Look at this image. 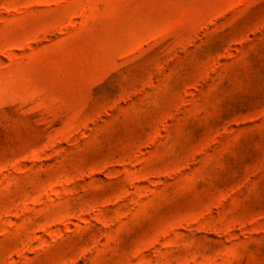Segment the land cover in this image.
I'll list each match as a JSON object with an SVG mask.
<instances>
[{"label":"rangeland","instance_id":"1","mask_svg":"<svg viewBox=\"0 0 264 264\" xmlns=\"http://www.w3.org/2000/svg\"><path fill=\"white\" fill-rule=\"evenodd\" d=\"M0 264H264V0H0Z\"/></svg>","mask_w":264,"mask_h":264}]
</instances>
